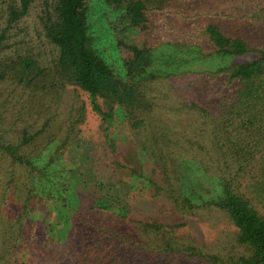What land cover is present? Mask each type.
Here are the masks:
<instances>
[{
	"label": "trees",
	"instance_id": "16d2710c",
	"mask_svg": "<svg viewBox=\"0 0 264 264\" xmlns=\"http://www.w3.org/2000/svg\"><path fill=\"white\" fill-rule=\"evenodd\" d=\"M181 1L104 0L109 23L116 36L141 34L149 29L151 12L170 10ZM249 1L245 0L247 3ZM256 1L261 4L250 7V11H254L264 22V0ZM53 2V12L47 13L44 23L45 37L57 50L51 71L53 80L62 89L72 86L88 95L93 111L103 121L106 142L113 153L116 152V143L110 135L111 130L118 117L124 118L135 135H142L139 137L141 151L151 162L162 164L164 171L168 172L165 173L167 177L169 166L172 171L175 170V176L179 175V171L178 165L171 162L168 152L166 154L169 146L164 139L170 141L168 136L151 128L150 115L155 108L152 86L161 79L189 73V70L180 71L182 65L201 61V57L223 62L237 58L246 60L201 73V78H206L208 84L203 95L212 98L210 101L214 103L210 110L194 100L186 104L208 119L204 124L212 130L206 131L205 137L214 147L212 152H208V158L215 165L199 162L198 171L202 173L203 181L197 176L196 184L186 185L189 186L187 191L182 190L176 182L173 184L171 177L168 180L170 188H160L157 184L155 188L158 192L169 191V194H173V197L169 196L171 204L179 211L216 209L225 213L238 232V243L251 252L248 258L239 259L238 264H264V215L254 204L255 200H260L258 194L264 192V43L251 46L241 34L228 37L219 24L209 23L204 33L212 53L206 57L201 47L195 50V47L189 49L190 45L178 44L177 53L173 50L163 55L168 68L162 70L157 66L159 53L155 52L158 49H151L145 43L128 45L116 38L117 46L122 51L117 69L94 48L88 0ZM30 5L31 0H19V3L11 0L8 4L7 26L0 30L1 81L12 76L19 84L26 82L32 86L45 82L49 77L35 59L26 57L14 60L7 55L14 57L9 52L8 33L28 16ZM9 59L11 63L7 62ZM171 65L178 67L174 70ZM44 131L45 128L36 136ZM36 136L31 137L25 131L19 145L1 146L14 166L27 170L30 188H14V193L21 196L20 213L12 220L0 221L3 237L0 242V264H11L14 257L11 243L20 240L24 220L33 213L36 194L47 200L52 212L44 224L46 236L41 246L46 263L140 264V253L133 249L138 243L130 238L127 244L121 242L123 238L126 240L121 227H138L152 234L163 233L165 227L157 220L144 222L133 214L137 202L128 199L129 190L121 193L117 188L108 189L111 190L109 192L95 191L97 194L92 193V204H85L82 197L84 192H90L92 186L83 181V175L59 185L58 178L66 176L58 171L54 159L39 166L34 158L23 154V148L34 142ZM192 157L200 158L193 152ZM206 165L211 173H206ZM132 174L140 177L137 171H132ZM255 178L257 181L250 183ZM207 181L212 190L204 199L201 194L206 193L204 187ZM96 185L105 186L100 180ZM252 194L255 196L251 198ZM10 237L13 238L11 243ZM163 249L167 253L173 252L171 244H165ZM182 251L196 257L204 256L190 247L178 250Z\"/></svg>",
	"mask_w": 264,
	"mask_h": 264
},
{
	"label": "rangeland",
	"instance_id": "374dc122",
	"mask_svg": "<svg viewBox=\"0 0 264 264\" xmlns=\"http://www.w3.org/2000/svg\"><path fill=\"white\" fill-rule=\"evenodd\" d=\"M10 1L0 0V30L7 26L6 10ZM14 1L19 3V0ZM260 4L256 0L249 3L245 0H182L170 10L151 12L149 29L141 34L116 36L109 23L104 0H88L90 33L99 55L117 69L122 51L116 38L128 45L145 43L151 49H158L155 52L159 53L157 66L165 70L168 65L163 61V55L173 50L177 53L178 44L190 45L189 49L195 47V50L201 47L206 57L212 53L204 33L209 23L219 24L228 37L241 34L251 46L263 44L264 22L250 11V7ZM53 6V0H31L28 16L8 33L7 44L14 57L7 55L14 60L35 59L49 77L45 82L32 86L26 82L19 84L12 76L5 81L0 80V221L12 220L20 213L21 196L14 193V188H30L27 170L14 166L1 146H17L22 142L25 131L35 137L45 128L34 142L23 148V154L34 158L39 166L54 159L58 171L66 176L58 178L59 185L83 175V181L92 186L90 192L82 195L88 205L94 201L91 199L94 198L92 193L97 194L95 191L109 192L111 190L108 189L117 188L121 193L129 190L128 199L137 202L133 214L144 222L157 220L165 227L160 234L146 233L138 227H121L126 237L121 242L127 244L130 238L138 243L133 249L140 253V264H238L242 257L248 258L250 249L238 243V232L225 213L216 209L179 211L171 204L169 196L173 197V194L158 192L155 188V184L160 188H170L168 180L171 177L173 184L176 182L187 191V184H196V177L199 180L202 177L198 171L199 162L215 165L208 158V152L214 150L205 137L206 131L212 130L204 124L208 119L186 104L194 100L210 110L214 103L210 101L212 98L203 95L208 84L206 78H201V73L246 60L237 58L223 62L201 57V61L182 65L180 71L189 70V73L161 79L152 86L155 108L150 115L151 128L168 136L170 141L164 139L169 146L166 154L168 152L171 162L178 165L179 171L175 176V170L169 166L167 177L164 166L151 162L141 151L139 137L142 135H135L124 118L118 117L111 130L110 135L116 143V152L113 153L106 142L103 121L93 111L88 95L72 86L62 89L53 80L51 71L57 50L44 34L47 13L53 12ZM7 62L11 63V60ZM171 67L176 69L178 66ZM192 152L200 158H193ZM209 166H204L206 173H211L207 170ZM132 171L139 172L140 177L133 176ZM98 180L105 188L96 185ZM254 181L257 178L250 183ZM211 190L208 181L205 182L206 193L201 197L206 199ZM253 194L251 198L255 196ZM258 196L260 200H255L254 204L264 215V192ZM34 199L33 213L24 220L20 240L11 243L13 238H9L14 256L11 264H48L42 257L41 246L46 236L44 224L52 212L40 194H36ZM1 229L0 242L3 240ZM165 244L173 246L172 253L164 252ZM188 247L204 256L178 252Z\"/></svg>",
	"mask_w": 264,
	"mask_h": 264
}]
</instances>
